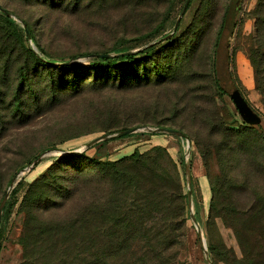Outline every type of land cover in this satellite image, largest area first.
<instances>
[{
    "label": "rangeland",
    "instance_id": "rangeland-1",
    "mask_svg": "<svg viewBox=\"0 0 264 264\" xmlns=\"http://www.w3.org/2000/svg\"><path fill=\"white\" fill-rule=\"evenodd\" d=\"M186 1L0 0V201L13 186L2 212L0 264L24 262L27 233L30 242L39 241L36 248L41 237L42 246L53 244L56 233L49 230V222L75 212L71 205L65 212L55 205L71 193L91 195L93 233H119L115 188L118 179L132 180L127 175L131 171L140 182L132 184L135 191L124 199L129 208L123 217L129 215L130 223L124 233L130 242L135 238L137 245L144 244L138 237L145 229L140 224L144 207L136 203L139 193L150 186L147 180L166 179L169 196L175 184L188 195L187 159L192 166V209L187 202V237L180 251L168 252L171 264H264V138L243 119L230 95L219 91L214 74L216 57L224 61L229 44L237 88L264 119V37L257 33L261 0L241 1L234 34L229 38L226 32L217 56L218 31L230 0H192L175 30ZM3 10L14 14L16 26L1 16ZM26 28L43 50L27 37ZM165 35L171 36L159 41ZM150 43L158 45L148 57L100 69L101 77L108 74L117 82L102 79L96 90L89 87L93 79L82 78L86 69L71 71L76 76L61 82V72L40 67L30 51L33 47L44 57L62 60L115 48L137 50ZM255 59L263 68L261 87ZM113 120L115 126L137 130L88 146ZM156 125L183 129L188 136L150 131ZM231 128L242 129L244 135L237 137ZM198 142L212 145L211 152ZM73 151H84L90 159L65 158ZM120 160L128 166L132 161L131 168L102 166ZM226 194L234 200L236 196L239 208L250 209L254 202V209L231 215ZM31 198L40 199L43 216L29 206ZM104 202L107 220L100 214ZM161 222L146 227L159 228ZM208 242L212 263L205 251ZM91 245L103 244L97 240ZM111 246L120 243L111 241Z\"/></svg>",
    "mask_w": 264,
    "mask_h": 264
},
{
    "label": "trees",
    "instance_id": "trees-1",
    "mask_svg": "<svg viewBox=\"0 0 264 264\" xmlns=\"http://www.w3.org/2000/svg\"><path fill=\"white\" fill-rule=\"evenodd\" d=\"M241 1L242 0H230V3L227 5L224 11L225 14L223 16V20L218 31V38L216 42V56L218 53V49L221 46L222 39L226 34V32L228 33L229 38L234 34L233 32L237 26V19H236V15L238 12L237 10L240 7ZM191 3L192 0L188 5L187 10L190 7ZM187 10L185 15L187 14ZM258 11H259V16L257 23V27H258L257 33H258V37L262 38L264 37V0L260 1ZM231 14H233L234 16L232 18V21L229 22V17ZM1 16L4 17V19L9 25L16 26L15 16L11 12H9V14L4 12V14H2ZM182 20L180 21L179 25L181 24ZM179 25L176 27L175 24V30H178ZM27 29L29 30V28H26V30ZM170 36L171 35H165L159 41L167 40L170 38ZM31 38L32 41L37 46V48L40 51L43 50V46L41 42L38 39L32 37V35ZM157 45L158 44L156 43H150V45H145L143 48L137 50L131 48L128 49L115 48V49L107 50L106 52H92V53L75 55V56H71L70 58H63L62 60H55L49 57H44L40 55L37 52V50L33 47L30 48V51L33 57H35V59L38 61L40 67L42 66L48 68V70L51 71L56 70L58 72H61L60 73L61 82L66 81L67 78L71 76L73 77L76 76L77 71L75 72H71V71L86 69L85 71H83L82 78L89 76L91 80L93 79L94 81L89 84V87L90 88L92 87L93 89L96 90L99 88L98 86L99 83L102 81V79H105L109 84H111L110 82H112L113 85H116L117 82L108 74L101 77L98 74L100 69L104 70L107 67L118 66L119 64L132 63L136 61L139 58V56L142 55L148 57L155 50ZM225 53H226L225 55L227 56L225 60L222 62L219 61L218 56L216 57L214 74L216 77L215 81L217 83L219 91L222 92L223 94L229 95L227 89L225 88L222 82L223 81V77H221L222 72L224 70L228 72L229 76L232 78V82L236 86L238 85L234 77L232 76V71L230 68L231 55L229 53V44ZM106 54L109 55L104 56ZM84 57H87L89 60L81 63H75V60L82 59ZM254 67L258 76L257 79L258 85L259 87H261L262 83H261L260 73H262L264 66L262 68V66L258 62V59L257 60L255 59ZM110 78H112L113 81ZM108 110L113 112L112 114L115 113V110H113L111 107H109ZM116 112L117 114H119L120 112H122V109L120 111L116 109ZM116 122L117 121L113 120L112 123H108L109 125L105 129L104 135L130 129L128 127L122 128L119 125L115 126L113 123ZM248 124L253 130L259 132L260 135L263 136L264 138V126L262 124L259 125H253L250 123ZM154 127L159 128V127H168V126L156 125ZM168 128L178 129L182 131L186 136H188V134L183 129H179L176 127L174 128L168 127ZM229 130H231L234 134H236L237 137L238 135L239 136L244 135L243 130L240 128L239 129L231 128ZM110 139H114V138H110ZM198 144L204 145L207 153L211 152L212 145L206 143L204 144L201 142H198ZM228 145L230 144L228 143ZM213 147L214 149H217L216 145ZM136 154L137 156H139L138 152ZM79 157L90 159V157L86 155L85 152H71L65 155V158H70V159L71 158L76 159ZM118 165L119 166L122 165L123 167L122 171H124L125 170L124 167H128L129 169L131 168L132 161L130 162L129 166L124 165V160H120L118 162L109 161L102 164V166L105 169H108L107 167L119 168ZM153 170L154 169H147L146 173H151L153 172ZM127 175L130 178L132 177V180L122 181L121 179H118L117 181L119 182L116 184V188H115L116 190H115L114 203H115L116 212L114 214L115 215L114 219L116 220V223L121 227L119 229V233L113 232L111 234H108L106 233V230L100 231L99 234L93 233L92 228H90L92 224V216L91 213L89 212V202L91 201V195H88V192L85 191V193L78 194L77 197H74V195H72L71 193L72 190L69 189L71 195H68L66 200H64L60 204H56L55 207L59 209L58 211L62 210L63 212H65L68 206L71 205L70 209L75 210V212H73L72 216L70 215H66V217L60 216V218H58L57 220H54L51 223L49 222L48 225L49 230H53L56 233L54 235L53 244L50 243V244H46L45 247L44 245L42 246V244H44L45 242V239L44 237H41V243H40L41 245L36 248L37 244H39L38 243L39 241L36 243L34 241L30 242V239L28 237L29 235L27 233L25 237V254H24L25 260L22 264H171L172 262L168 252L170 250L175 251L176 253L180 251L187 237L186 227L184 226V224L186 220L185 207L188 202V195L179 191L178 185L175 184L174 186L175 191L172 194V196H169L165 188L166 179L147 180L149 181L150 186H148L146 190L142 192V194L139 193L140 202H136L139 207L141 205L142 207H144L143 209L140 208V211L142 212L140 224L145 225V229H143L142 230L143 232H141L142 234L138 236L140 237L139 241L145 240L144 244L137 245L135 243L136 241H134L135 238L132 240V242H130L126 238L130 236L129 234L124 233V230L128 232L130 223L128 217L129 215L123 217V212H125L124 211L125 207L129 208V206H125L124 199H128L127 195L131 189H132L131 192H129L130 195L132 192L135 191L132 188V184L135 185L136 183L139 184L140 180H134L135 176L132 171L128 172ZM39 186L40 185H36V187ZM225 196L228 204L227 207L229 208V210H231L232 213L231 215L237 216V214L240 215L242 212L245 211L252 212V210L254 209L253 208L254 202L252 203L253 205L251 204V206L249 207L250 209H247L246 206L244 207L241 206L239 208L240 203H238V199L236 198V196H235V200L232 196H229L227 194ZM104 198L106 197L104 196ZM2 200L0 201V203L2 202ZM38 200L40 199L31 198L29 202V206L33 208V211H35V213H37L40 216H43V214L41 213L43 205ZM108 202L107 203L104 202L105 205L102 206L100 209V214L102 218H105V213H108L107 211ZM7 206L8 203H6L3 210H5ZM44 206L47 209H49V207H52L46 203ZM82 210L85 213L81 212ZM107 218L108 216L105 219L107 220ZM139 220H140V216H139ZM157 220H161L162 221L161 223H163L160 225L159 228L154 227L151 229H147L146 226L149 225V222H154ZM168 223H169L168 228H166L165 226L163 227V225ZM97 240L99 241V243L103 245L97 247L92 246L91 243L97 242ZM115 240H118V242L120 243V247L111 246L110 248H108L107 247L108 243ZM72 243H75L74 249H71L70 247ZM122 245H125V247H122ZM207 249L210 253L212 249V245L209 242Z\"/></svg>",
    "mask_w": 264,
    "mask_h": 264
},
{
    "label": "water",
    "instance_id": "water-1",
    "mask_svg": "<svg viewBox=\"0 0 264 264\" xmlns=\"http://www.w3.org/2000/svg\"><path fill=\"white\" fill-rule=\"evenodd\" d=\"M190 2H191V0H187L186 4H185V6L181 12L182 13L181 16L177 20L176 27L179 25L180 21L182 20L183 16L185 15L187 7L190 4ZM4 12L9 14V12L7 10H4ZM26 32H27L28 38H30L32 40L31 34H30L28 29L26 30ZM108 55L109 54H106L104 56H108ZM221 77H223V81H222L223 85L227 89L230 97L236 103V106L239 109L243 119L250 124H253V125L262 124L264 126V119L254 110V108L251 106V104L248 102V100L245 99L243 94L240 92L239 88H237V86L232 82V78L229 76L228 72L223 71ZM226 80L230 81L228 85L224 83ZM136 130H137L136 128H130L129 130L120 131V132H116V133H112V134H108V135H103V136L97 137V138L91 140L90 142H88V146H92V145H94L100 141L108 139L109 137H115V136L123 137V136L129 135L130 133H132ZM150 131L170 133V134L175 133V134H178L182 137H186V135L182 131L175 129V128L172 129V128H168V127H159V128H155V129L152 128V129H150ZM190 147H191V145H190ZM73 152H84V151H73ZM39 160H40V158H38L35 161V163L38 162ZM185 166H186V170H187V182H188V188H189L188 202H189L190 208L192 209V195H193L192 166H191V163L189 162V159H187ZM12 188H13V186H10L9 190L7 191V194L5 195L2 202L0 203V226H1L2 217H3L2 212H3V209H4L8 199L10 197ZM192 218H193L195 224L197 225V218L194 214L192 215ZM196 227H197V230L200 232V235L203 237V231H201L199 226H196ZM204 242H205V239H204ZM205 244H206V242H205ZM205 251L207 253V256H208L210 263H212L210 254L208 253L207 246L205 247Z\"/></svg>",
    "mask_w": 264,
    "mask_h": 264
}]
</instances>
